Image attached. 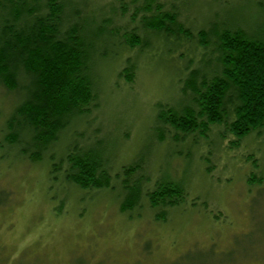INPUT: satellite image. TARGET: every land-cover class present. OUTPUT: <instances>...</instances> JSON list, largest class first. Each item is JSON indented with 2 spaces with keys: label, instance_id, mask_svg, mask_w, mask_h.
Here are the masks:
<instances>
[{
  "label": "trees",
  "instance_id": "16d2710c",
  "mask_svg": "<svg viewBox=\"0 0 264 264\" xmlns=\"http://www.w3.org/2000/svg\"><path fill=\"white\" fill-rule=\"evenodd\" d=\"M213 1L225 6L223 0ZM238 3L241 12L255 11L260 19L248 26L244 19L238 23L215 14L193 36L185 14L193 0H0V88L13 94L17 104L5 122L4 143L31 163L47 157L53 163L54 145L79 138L76 123L100 109V64L135 53L117 72L124 85L134 89L137 56H148L153 40L166 45L172 62L182 46L195 42L196 58L187 60L183 72L176 70L175 99L156 104L149 129L152 151L163 144L236 148L260 136L264 4ZM66 131L71 137L61 141ZM94 132L84 144L66 146L51 174L61 172L64 184L87 192L111 191L113 181L119 183L122 214L145 202L155 211V220L163 221L168 209L184 202L187 190L180 182L161 172L152 178L150 150L146 158L138 156L112 177L108 144L115 145L116 132L103 127ZM100 133L105 141L97 138Z\"/></svg>",
  "mask_w": 264,
  "mask_h": 264
},
{
  "label": "rangeland",
  "instance_id": "374dc122",
  "mask_svg": "<svg viewBox=\"0 0 264 264\" xmlns=\"http://www.w3.org/2000/svg\"><path fill=\"white\" fill-rule=\"evenodd\" d=\"M223 1L222 7L213 0H193L185 11L193 36L215 14L238 23L244 19L248 26L260 19L255 11L241 12V0ZM152 42L150 55L137 56L134 89L117 72L135 53L100 64V109L76 123L79 138L54 145L51 155L57 164L66 146L84 144L97 128L114 130L115 145L108 144L112 177L150 150L152 178L161 172L180 182L187 190L184 202L156 221L145 202L120 213L117 182L111 191L88 192L64 184L61 172L51 174L49 157L31 163L4 143L5 122L17 104L0 88V264H264V132L236 148L163 144L152 151L149 129L156 104L175 99L176 70L196 58L195 42L172 55L175 62L166 56V45Z\"/></svg>",
  "mask_w": 264,
  "mask_h": 264
}]
</instances>
